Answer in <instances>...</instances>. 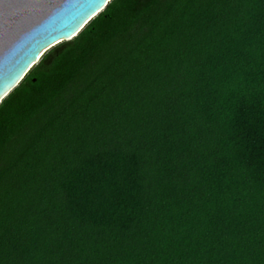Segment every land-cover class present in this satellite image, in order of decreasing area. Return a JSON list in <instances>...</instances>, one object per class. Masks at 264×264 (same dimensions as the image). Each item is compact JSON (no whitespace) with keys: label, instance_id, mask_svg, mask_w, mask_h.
I'll return each instance as SVG.
<instances>
[{"label":"trees","instance_id":"16d2710c","mask_svg":"<svg viewBox=\"0 0 264 264\" xmlns=\"http://www.w3.org/2000/svg\"><path fill=\"white\" fill-rule=\"evenodd\" d=\"M0 264H264V0H110L0 102Z\"/></svg>","mask_w":264,"mask_h":264},{"label":"water","instance_id":"95a60500","mask_svg":"<svg viewBox=\"0 0 264 264\" xmlns=\"http://www.w3.org/2000/svg\"><path fill=\"white\" fill-rule=\"evenodd\" d=\"M110 0H0V102L41 51L73 38Z\"/></svg>","mask_w":264,"mask_h":264},{"label":"rangeland","instance_id":"374dc122","mask_svg":"<svg viewBox=\"0 0 264 264\" xmlns=\"http://www.w3.org/2000/svg\"><path fill=\"white\" fill-rule=\"evenodd\" d=\"M49 49H50V48H49ZM49 49H47V50H45V51L42 50V51L40 52V53H41V56H42L44 53H46ZM40 58H41V57H40ZM40 58H39V59H40Z\"/></svg>","mask_w":264,"mask_h":264}]
</instances>
